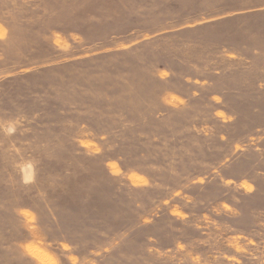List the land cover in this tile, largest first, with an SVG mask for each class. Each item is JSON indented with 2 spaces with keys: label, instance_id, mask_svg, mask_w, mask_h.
<instances>
[{
  "label": "rangeland",
  "instance_id": "374dc122",
  "mask_svg": "<svg viewBox=\"0 0 264 264\" xmlns=\"http://www.w3.org/2000/svg\"><path fill=\"white\" fill-rule=\"evenodd\" d=\"M0 264H264V0H0Z\"/></svg>",
  "mask_w": 264,
  "mask_h": 264
}]
</instances>
